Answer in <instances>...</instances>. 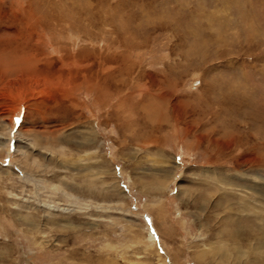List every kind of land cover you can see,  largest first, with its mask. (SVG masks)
<instances>
[{"label": "rangeland", "instance_id": "rangeland-1", "mask_svg": "<svg viewBox=\"0 0 264 264\" xmlns=\"http://www.w3.org/2000/svg\"><path fill=\"white\" fill-rule=\"evenodd\" d=\"M0 264H264V0H0Z\"/></svg>", "mask_w": 264, "mask_h": 264}, {"label": "bare ground", "instance_id": "bare-ground-1", "mask_svg": "<svg viewBox=\"0 0 264 264\" xmlns=\"http://www.w3.org/2000/svg\"><path fill=\"white\" fill-rule=\"evenodd\" d=\"M26 63V62H25ZM24 63V64H25ZM26 67H27V65H26ZM21 68H23V67H21ZM24 71V70H23ZM33 72V71H32ZM219 162V161H218ZM237 166H239V163H238V165ZM249 210H252L253 211V209H252V207H251V205H250V207H249ZM231 217V215L229 216V217H225V218H227V219H229ZM224 219V218H223ZM230 220V219H229ZM225 224V223H224ZM236 225V224H235ZM230 227V226H229ZM239 233H240V231L239 230H235L234 231V233H233V235H231V238L233 239V236H237V235H239ZM236 239H238V237L236 238ZM235 245L236 246H238V241L236 240V242H235Z\"/></svg>", "mask_w": 264, "mask_h": 264}]
</instances>
